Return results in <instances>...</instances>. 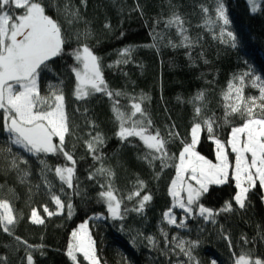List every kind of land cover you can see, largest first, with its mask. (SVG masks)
<instances>
[{
	"label": "trees",
	"instance_id": "1",
	"mask_svg": "<svg viewBox=\"0 0 264 264\" xmlns=\"http://www.w3.org/2000/svg\"><path fill=\"white\" fill-rule=\"evenodd\" d=\"M13 1L0 0L9 28L37 8L56 31L53 51L33 69L35 110L50 109L61 96L65 131L58 138L43 119L36 130L22 125L0 89V203L12 212V220L0 221V264H87L74 233L95 215L101 219L92 225L93 237L102 238L107 256L174 264L149 239L160 237L172 205L169 185L183 148L192 144L191 129L198 126L194 150L215 160V141L228 149L232 127L243 122L226 112L225 93L247 85L254 73L264 79V0H254L253 9L247 0ZM1 47L0 35V56ZM83 52L94 59L95 84L77 76ZM5 72L0 64V86L25 80ZM138 133L153 135L157 145ZM236 191L228 169L195 200L187 233L203 246L197 264H209L208 258L264 264L263 188L255 179L241 204ZM54 198L61 212L41 223L29 220L33 208L54 209ZM198 205L213 217L202 229Z\"/></svg>",
	"mask_w": 264,
	"mask_h": 264
},
{
	"label": "rangeland",
	"instance_id": "2",
	"mask_svg": "<svg viewBox=\"0 0 264 264\" xmlns=\"http://www.w3.org/2000/svg\"><path fill=\"white\" fill-rule=\"evenodd\" d=\"M247 1L253 9L254 0ZM13 2L19 6L26 0ZM220 15L225 21L224 6L220 8ZM8 19L9 16L6 14L0 18L1 48L5 50L0 56V64L8 68L5 75L10 76L14 72L25 80L0 86L1 100L16 111L17 121L22 125L36 130L40 127L39 120L43 119L52 134L61 138L65 131L62 97L56 96L50 109L44 112L36 111L37 88L33 75L36 63L50 54L56 46V31L37 8H30L24 18L10 25V28L7 25ZM77 76L85 84H95L99 78L94 59L86 52L80 56ZM224 100L227 113L243 116V122L232 127L229 133V148L227 149L224 143L215 141V160L205 158L194 150L193 144L198 137V126L191 129L192 144L183 148L176 173L169 185L172 205L164 213L160 237L157 240L149 239L150 246H158L163 254L174 261V264H197L198 251L203 246L198 237H192L187 233V230H190L188 221L193 216V204L208 184L221 183L228 174V169L232 170L237 184L235 200L238 204L243 202L248 188L255 179L261 183L264 201V79L262 75L252 74L247 85L239 82L225 93ZM204 125L212 134V121L207 120ZM8 132L11 134L12 142L16 145L20 144L18 138L9 130ZM138 136L149 146L157 145V139L153 135L138 133ZM228 151L232 152L231 156ZM52 204L54 209L46 206H42L41 211L36 208L31 209L29 220L41 223L43 216L61 212V203L58 199L54 198ZM195 214L199 218L200 229L205 222L213 219L211 211L200 205L196 206ZM100 219V215H95L77 226L74 233L76 252L87 264H131L124 255L107 256L102 238L93 237L92 225ZM5 220H12V212L10 205L2 202L0 221L3 224ZM71 256L76 258L75 254ZM208 262L217 264L212 258H208ZM74 264L80 263L76 261Z\"/></svg>",
	"mask_w": 264,
	"mask_h": 264
}]
</instances>
